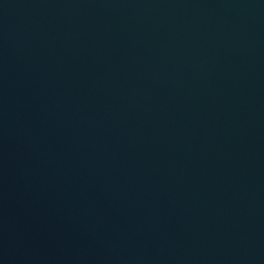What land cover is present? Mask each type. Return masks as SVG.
<instances>
[{"label": "water", "instance_id": "95a60500", "mask_svg": "<svg viewBox=\"0 0 264 264\" xmlns=\"http://www.w3.org/2000/svg\"><path fill=\"white\" fill-rule=\"evenodd\" d=\"M0 264H264V0H0Z\"/></svg>", "mask_w": 264, "mask_h": 264}]
</instances>
